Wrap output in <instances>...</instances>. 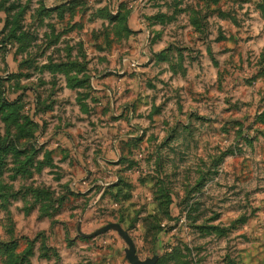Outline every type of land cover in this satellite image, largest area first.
<instances>
[{
    "label": "rangeland",
    "instance_id": "1",
    "mask_svg": "<svg viewBox=\"0 0 264 264\" xmlns=\"http://www.w3.org/2000/svg\"><path fill=\"white\" fill-rule=\"evenodd\" d=\"M264 264V0H0V264Z\"/></svg>",
    "mask_w": 264,
    "mask_h": 264
},
{
    "label": "water",
    "instance_id": "2",
    "mask_svg": "<svg viewBox=\"0 0 264 264\" xmlns=\"http://www.w3.org/2000/svg\"><path fill=\"white\" fill-rule=\"evenodd\" d=\"M127 239H128V241L130 242V239L128 238V237H126ZM130 244H131V248H132V251H131V253L129 254V261H130V263L131 264H146V263H144V262H140V261H138L136 258H135V248H134V246L132 245V242H130Z\"/></svg>",
    "mask_w": 264,
    "mask_h": 264
}]
</instances>
